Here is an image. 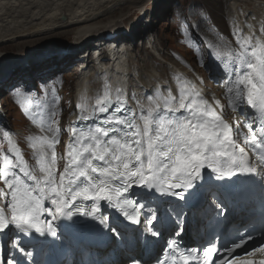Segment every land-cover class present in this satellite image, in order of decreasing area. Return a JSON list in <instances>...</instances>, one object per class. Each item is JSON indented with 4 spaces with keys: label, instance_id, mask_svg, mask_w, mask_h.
I'll list each match as a JSON object with an SVG mask.
<instances>
[{
    "label": "snow or ice",
    "instance_id": "1",
    "mask_svg": "<svg viewBox=\"0 0 264 264\" xmlns=\"http://www.w3.org/2000/svg\"><path fill=\"white\" fill-rule=\"evenodd\" d=\"M248 27V35L233 32L238 50L209 43L207 53L195 52L202 66L221 74L227 107L250 110L242 126L225 120L219 100L210 102L180 78L178 97L157 90L147 96L146 111L129 107L124 88L113 90L105 81L91 106L76 105L78 123L67 129L59 170L56 89L51 101L34 106L31 90L13 85L17 103L27 105L24 114L44 134L30 140L37 174L3 132L8 154L0 152V250L10 254L2 264H41L38 251L60 241V222L75 223L77 216L92 221L86 227L100 247L122 252V264H253L241 251L248 257L264 252V40ZM243 207L250 228L232 237L215 230L230 210ZM258 230L261 239L253 235ZM186 235L203 243L186 244Z\"/></svg>",
    "mask_w": 264,
    "mask_h": 264
},
{
    "label": "rangeland",
    "instance_id": "2",
    "mask_svg": "<svg viewBox=\"0 0 264 264\" xmlns=\"http://www.w3.org/2000/svg\"><path fill=\"white\" fill-rule=\"evenodd\" d=\"M20 1H22V4H24L23 3L24 0H20ZM20 1L15 0V2L13 3V1L10 2L7 0H3V2H0L1 4L2 3L5 4L7 2L13 3L12 4L13 6L11 7V9H12V12L15 13L14 16H16L12 20L14 23H11V20H9L11 17L9 19L7 17V20L4 22V24H3V21H1L0 19V38L9 39L8 36L10 35L11 32L14 31L13 33H15L17 29L19 30L22 27H24L23 29L25 30L32 29L30 28L32 27L31 23H28L29 21L27 17L28 12L25 11L24 7H23L24 13H22V10L20 9V3H21ZM177 1L178 0H143L142 2L141 0H135V1L116 0V3L109 5L110 7L112 6L113 7L110 8L108 6L107 7L108 10H106L107 12L109 10L111 11L116 10V11L111 15H106L102 12H98L99 15L96 19L97 21L96 23L93 24L94 26L93 29H96V27L99 29L103 25L105 26L111 22H114L116 29L113 27H109L105 29H100L97 32L93 30L89 38H91L93 35H99L104 32H107V33L123 32L126 28L129 27L132 21L141 19L142 21L140 23V28L143 29V23H147L149 26V33L152 34L150 36L153 38L157 36L158 38V40L156 41V45L154 46V49H153L154 55H157V56L156 58H153L152 56H150V54H146V53H144L142 56H136V61H137L136 68L137 70H139V68H141V60L146 59L147 62L142 60L143 63H142V68L140 70L147 71V73L150 74L151 72H154L153 69H155L156 71L159 72L158 75L164 78L167 76L168 68L169 66H171L170 63H174L170 59L168 49H165L164 53H162L164 49L163 47L164 42H165L164 39H166L167 37L166 34H168L166 32L169 31L168 21L170 18V14L168 13V10L171 9V6L173 3L177 4ZM238 1L240 2L242 1V3L239 4V7L241 8L240 10L246 15L247 21L251 23V26H252L253 24H255L254 22L255 19H257L256 17H253V16H256V12L254 11V9L251 8L253 7L252 4H254L252 3V1H255L256 5H258L259 3L263 5L264 0H248L250 1V3H252L251 5L245 4L243 0H238ZM179 2L182 4L180 0ZM16 4H17V7H15ZM5 8H8V7H5ZM16 8H18L19 10H15ZM193 8L196 9L197 15H195L196 11H194V14H192ZM230 8H231V5L226 0H191V4L189 5V8L186 12L187 16H190V15L192 16L190 20L189 28L192 31L195 30L196 33H200L203 37H205L204 36V26L201 23L202 20L200 16H198V13H200V15L202 16H207V17L209 16L213 24L218 26L220 30L224 31L226 29V26H227V23L230 17V13H231ZM8 9H10V7ZM31 9H36V7H33ZM183 11L184 10H181L180 8L176 10V13L179 18L182 17ZM101 14H103L104 16ZM16 23H19L18 24L19 26H17ZM15 25L17 27H15ZM258 25L259 24L257 23V25L255 24V26L253 27L258 28ZM262 26H264L263 23H262ZM160 27L163 29L164 33L161 31L158 33V30L160 29ZM77 29L79 28L75 27V29L73 28L67 29L65 30V32L61 30L58 32L55 31V32H51L50 34H44V35H39L36 33L37 34L36 36L34 35L30 37H24L17 41L14 40L15 42L11 41V43L10 42L0 43V81L5 77L6 73L11 67H15V66L19 67L25 62H33L38 58L49 59L50 55H52V53H54L55 51H59L64 48H67V49L71 48L74 42L73 37L75 38L74 35ZM257 32L261 33V28ZM134 41H132L131 46L129 45L126 46V49L128 51L130 49L136 50L135 48L136 46L133 45ZM171 46L172 44L168 45L169 48H171ZM232 49L235 50L234 47H232ZM187 57L189 60V64H191L192 63L191 58H189L188 55ZM150 58H151V61L149 62ZM54 65L56 66L55 70L65 71V79H67V81L71 83V87H72L71 90L65 89L64 91V96L60 100V103L58 105V112H59V115L57 117L58 123L54 125V127H58L60 129L59 142L55 145V151L58 157L57 168L59 170H62L63 161L60 158L63 155L64 142L68 135L67 129L69 127L70 116L72 114L70 112L71 107H72L71 94L73 93V86L75 83L74 82L75 76L73 74V71H75V69L72 72H70L71 66L63 67L61 61L55 62ZM191 66L193 67V64H191ZM57 67H60L61 69H58ZM11 73L12 71L10 70L9 75ZM43 73L46 75L49 72L47 70H44ZM31 74L33 73H29V78L32 76ZM219 75L221 79V74L219 73ZM39 76H42V75L40 74ZM18 80H23V78H18ZM206 84L208 85V82H206ZM30 86H31V89L35 90L34 84L31 83ZM2 92H3V89L2 87H0V98H2ZM38 98H44V101H42V103L52 100V96L50 94L45 95V96L40 95L38 96ZM32 103L35 106L36 102H32ZM26 107L27 105H25V108ZM25 108H22V109L25 111ZM18 112L20 111L18 110ZM4 113H8L6 117L5 125L10 126L11 130L21 133V135L16 138L17 140H19L18 143L20 144V148L24 154L26 162L27 163L30 162L31 159L35 160L34 149L31 147L30 140L32 137L43 135L44 133H42L40 128L37 125L33 124L26 117V115L24 114L25 112H23V114H20V113L13 114V112H6L5 110ZM27 131L29 132V135ZM7 149H8L7 141L4 140L0 142L1 152L8 154ZM31 168H36L37 174H38L37 165L36 167L31 166ZM58 175H59V172H57V176ZM2 186H3V183L2 181H0V189H2Z\"/></svg>",
    "mask_w": 264,
    "mask_h": 264
},
{
    "label": "bare ground",
    "instance_id": "3",
    "mask_svg": "<svg viewBox=\"0 0 264 264\" xmlns=\"http://www.w3.org/2000/svg\"><path fill=\"white\" fill-rule=\"evenodd\" d=\"M7 1H10V2L13 1V3L15 2V0H7ZM132 1H135V0H132ZM141 1L143 2V0ZM0 2H3V0H0ZM20 2H19L20 9L22 10V13H24L23 11L24 8H25V11L28 12L27 14V17L29 20L28 23H31L32 27L30 28L32 29L25 30L23 29L24 27L20 28L19 30L17 29V31L15 30L16 31L15 33H13L14 31L10 33V35L8 36L9 39L0 38V43H3V42L11 43V41H14V40L17 41L24 37H30L34 35L36 36L37 34L39 35L50 34L51 32H55V31L58 32L61 30L65 32V30L67 29H71V28L75 29V27H78L79 29L75 31L76 32L74 35L75 38L73 37L74 39L73 44L77 46V45H82L85 41H87V39L90 37L93 30L97 32L100 29L116 27L115 23L111 22L105 26L103 25L99 29L97 27L96 29H93L94 28L93 24L96 23L97 21L96 19L99 15L98 12H102L106 15H111L116 11V10H113V11L109 10L108 12L106 11L108 10L107 7L109 5L116 3V0H24L23 2L24 4H22V1ZM231 2L234 4L235 0H231ZM13 3H8V2L5 4L0 3V19L1 21H3V24L7 20V17L8 19L11 17L9 20H11V23H14L12 20L16 16H14L15 13H13L11 9V7L13 6L12 5ZM5 7H8V8L10 7V9L5 8ZM15 7H17V4ZM33 7H36V9H31ZM236 8L237 7H235V10ZM15 10H19V9L16 8ZM16 24L17 26H19L18 25L19 23H16ZM17 26L15 25V27ZM251 31L252 32L254 31L257 37L264 40V37H260L259 33L256 32L257 27H252ZM118 65L119 63L114 62L112 65L113 69H117ZM152 73L153 72H151L150 74ZM82 80H83V77L77 76L76 85L78 86L79 83L82 82Z\"/></svg>",
    "mask_w": 264,
    "mask_h": 264
}]
</instances>
